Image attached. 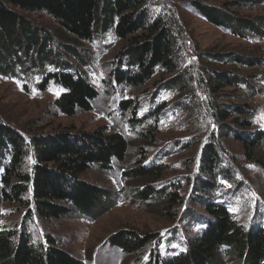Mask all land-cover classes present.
Returning <instances> with one entry per match:
<instances>
[{"label":"rangeland","instance_id":"rangeland-1","mask_svg":"<svg viewBox=\"0 0 264 264\" xmlns=\"http://www.w3.org/2000/svg\"><path fill=\"white\" fill-rule=\"evenodd\" d=\"M196 5L216 11L227 20L251 22L256 31L241 29L242 32L233 33L213 26L194 9ZM144 7L151 19L167 16L174 20L175 37L183 51L175 74L158 73L140 88L118 84L113 77L117 69L115 55L124 42L117 39L112 27L105 29L107 25L101 23L98 34L90 41L75 43L59 37V25L47 14L17 10L40 36H48L55 42L56 61L53 65L45 64L41 71L27 73L19 69L7 77L0 76V125L15 129L28 145L23 162L25 171L30 172L34 164L30 140L33 134L93 133L106 127L108 132L124 134L129 142L130 151L124 164L114 165L111 171L92 167L82 176L85 182L107 191L113 202L95 220L74 211L59 219L40 220L33 211L29 190L26 199L30 201L32 214L24 221L26 211L20 209L16 213L14 205L0 199L1 228L24 230L33 243L45 247L50 238L54 246L84 264H146L151 253L158 254L161 260L176 258L186 253L190 239L206 231L210 219L202 206L211 202L224 206L246 230H264V146L255 151L254 161L247 160L245 150L232 137L235 133L228 130V136L221 137L227 128L220 133L221 127L205 114L212 112L213 105L219 109L231 106L248 114L239 116L250 123L242 131L243 136L264 132V0H145ZM207 52L235 56L233 63L214 66L219 72L241 80L238 87L220 91L215 99L197 88L196 79L199 75L209 76L211 69L200 62ZM58 71L83 76L98 92L91 112L66 117L54 105L64 91L52 82L40 90L45 77ZM182 72L187 79L192 78V87L197 89L194 99L185 91L167 87L174 77L181 78ZM127 100L138 106L135 112L139 122L134 125L129 122L131 111L125 113L120 107ZM149 130H153L155 138L144 144L142 135ZM212 133L219 142L221 170L216 169L211 176L207 175L202 157L205 147L212 143ZM139 148L146 167L164 168L163 178L156 182L155 188L171 190L173 185L179 186L181 205L167 211L163 200L143 202L134 197L136 190L148 185L146 181L125 177L128 166L137 164ZM10 158L7 153L0 160V179ZM119 232L156 234L157 238L144 253L126 255L110 244L113 235ZM232 262L233 259L219 254L218 264Z\"/></svg>","mask_w":264,"mask_h":264},{"label":"trees","instance_id":"trees-1","mask_svg":"<svg viewBox=\"0 0 264 264\" xmlns=\"http://www.w3.org/2000/svg\"><path fill=\"white\" fill-rule=\"evenodd\" d=\"M144 4L145 0H0V76L7 77L19 69L27 73L41 71L45 64L53 65L56 61L55 42L48 36H40L17 10L47 14L59 25V37L75 43L90 41L98 34L101 23L107 25L105 29L112 27L117 39L124 42L115 55L117 69L113 77L118 84L140 88L158 73L175 74L179 70L178 63L183 51L175 37L174 20L167 16L151 19ZM194 9L213 26L227 28L233 33L242 32L241 29L256 31L251 22L246 24L227 20L202 5H196ZM235 60V56H217L209 52L206 57H200L202 66L211 69L209 76L199 75L196 79L198 90L208 92L215 99L220 91L238 87L240 79L230 73L219 72L214 66ZM186 75L182 72L181 78L174 77L167 87L185 91L183 93H188L194 99L196 87H192V78L187 79ZM51 82L64 91L54 102L62 115L72 117L78 112L92 111L98 92L83 76L64 71L48 74L40 90L46 89ZM120 107L125 113L131 111L132 119L129 122L132 125L139 122L135 112L138 106L134 101L122 102ZM233 113L238 118L248 115L244 110L231 106L219 109L215 105L212 112L206 111L205 114L213 117L221 127L220 133L227 128L226 134H221V137H227L228 130L235 133L232 137L245 150L246 159L254 161L255 151L264 146V132H257L251 137L243 136L242 131L250 123L233 118ZM227 122L231 124H224ZM153 135V130L142 135L144 144L148 140L150 142L151 138L154 140ZM210 136L212 143L205 147L202 162L207 175L212 176L221 170V165L217 151L219 142L213 133ZM30 140L34 164L27 172L23 169V162L28 145L15 129L0 125V160L7 153L11 155L0 179V199L14 205L16 213L20 209L26 211L24 221L32 214L30 201L26 199L29 190L33 211L40 220L59 219L73 211L95 220L112 207L109 193L85 182L82 176L92 167L111 171L114 165L124 164L130 151L124 134L108 132L103 127L93 133L33 134ZM141 149L137 153V164L128 166L125 173V177L131 181L148 183L141 190H136L134 197L143 202L163 200L167 211L181 205L183 198L179 186L173 185L171 190L155 188L156 182L163 178L164 168L160 165L146 167ZM202 208L210 222L205 232L187 242L186 253L167 261L151 253L146 264H218L219 254L233 259L232 264H264V230H246L222 205L211 202ZM155 238L156 234L119 232L113 235L110 244L126 255H140ZM47 241L48 246L45 247L33 243L24 230L0 227V264H84L54 246L50 238Z\"/></svg>","mask_w":264,"mask_h":264}]
</instances>
